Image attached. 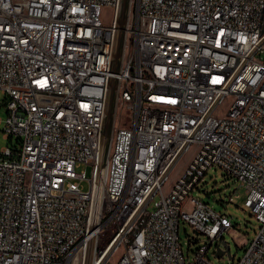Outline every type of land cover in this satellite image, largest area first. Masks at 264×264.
Here are the masks:
<instances>
[{"label": "built area", "instance_id": "2783aa9c", "mask_svg": "<svg viewBox=\"0 0 264 264\" xmlns=\"http://www.w3.org/2000/svg\"><path fill=\"white\" fill-rule=\"evenodd\" d=\"M0 106V264H215L212 168L259 222L236 264H264V0H0Z\"/></svg>", "mask_w": 264, "mask_h": 264}, {"label": "rangeland", "instance_id": "374dc122", "mask_svg": "<svg viewBox=\"0 0 264 264\" xmlns=\"http://www.w3.org/2000/svg\"><path fill=\"white\" fill-rule=\"evenodd\" d=\"M136 0H133V11L135 12ZM112 9L108 6L103 8L102 21L105 25L112 23ZM232 98H228L220 111L228 110ZM0 149L4 146L20 147L16 139L4 138L3 130L7 119V110L5 106H0ZM192 153V151H191ZM187 155L184 160L175 168L173 178L176 179L190 160V155ZM80 170H85L87 177L91 176V167L83 164ZM84 189L89 188L87 180L82 181ZM192 196L208 203L216 211L226 214L231 220L232 227L223 234L224 238L221 241H215L209 250V258L215 264H236L243 256L247 245L255 238L259 228V222L252 215L251 209L246 206L245 192L240 187V182L229 176L225 171L212 168L209 170L204 179L196 185ZM160 196H156L148 207L149 210L155 208V202ZM116 230V226L112 223H106L102 231V242L106 243L112 237ZM180 244L187 256L192 257L199 247L207 240L203 235H198L195 230L185 221H181L179 231ZM195 241V242H194ZM223 251L219 257L218 251ZM118 258V255L116 256ZM74 264H81V261L75 258Z\"/></svg>", "mask_w": 264, "mask_h": 264}, {"label": "water", "instance_id": "95a60500", "mask_svg": "<svg viewBox=\"0 0 264 264\" xmlns=\"http://www.w3.org/2000/svg\"><path fill=\"white\" fill-rule=\"evenodd\" d=\"M223 254V251L219 250L217 255L220 257Z\"/></svg>", "mask_w": 264, "mask_h": 264}, {"label": "bare ground", "instance_id": "6f19581e", "mask_svg": "<svg viewBox=\"0 0 264 264\" xmlns=\"http://www.w3.org/2000/svg\"><path fill=\"white\" fill-rule=\"evenodd\" d=\"M81 264H84V262L81 261Z\"/></svg>", "mask_w": 264, "mask_h": 264}]
</instances>
